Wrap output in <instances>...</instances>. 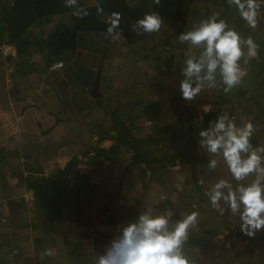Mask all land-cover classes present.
Wrapping results in <instances>:
<instances>
[{"label": "crops", "instance_id": "0c3cea01", "mask_svg": "<svg viewBox=\"0 0 264 264\" xmlns=\"http://www.w3.org/2000/svg\"><path fill=\"white\" fill-rule=\"evenodd\" d=\"M102 1L78 0L77 7ZM174 1L172 11L163 0H125L129 14L116 28L119 39L107 35L113 11L93 30L76 29L64 12L33 24L17 45L9 43L16 56L0 61V264H96L120 230L145 213L166 216L169 231L197 213L183 247L191 264H264V231L243 234L241 213L221 200V215L209 196L221 180L235 191L256 175L236 181L222 152L209 153L199 136L233 113L241 127L253 124V148L264 147V0H256L255 28L229 2ZM11 2L0 0V43H8ZM182 2L187 22L179 28L173 16ZM152 12L162 17V28L137 35L132 25ZM212 12L242 39L250 37L257 53L248 56L242 45L246 75L239 86L225 93L217 71V86L186 102L182 69L203 48L178 37ZM64 27L74 28L72 47L52 44V34ZM212 159L215 169L208 168ZM68 167L77 181L74 195L49 214L37 194L46 181L64 186Z\"/></svg>", "mask_w": 264, "mask_h": 264}, {"label": "clouds", "instance_id": "9594fccd", "mask_svg": "<svg viewBox=\"0 0 264 264\" xmlns=\"http://www.w3.org/2000/svg\"><path fill=\"white\" fill-rule=\"evenodd\" d=\"M159 4L160 0H154ZM240 13L241 18L250 28L257 26L258 8L256 0H229ZM78 0H65V6L75 8L73 15L82 18L87 15L84 9L78 8ZM98 13L103 9L98 7ZM119 15V14H114ZM163 26L162 17L152 12L132 25L137 35L157 33ZM119 39L116 27H109L107 35ZM181 44L190 43L193 47H202L199 58H188L182 69L184 79L180 82L181 98L186 102L193 101L205 88H215L216 74L222 78L225 93L239 86L246 72L239 61L247 55L257 53L258 45L249 37L242 39L239 33L229 29L228 24L214 14L203 20L192 31L178 37ZM203 73V74H202ZM195 78V79H193ZM195 85V86H193ZM255 128L246 122L238 128L229 117L221 115L209 129L200 131V145L211 154L222 152L223 158L236 181L244 180L250 174L256 179L247 187L240 186L235 191L225 180L215 184L209 192L211 204L218 208L221 215L224 209L219 202L228 203L232 213L240 212V230L248 237L264 231V147L253 148L251 138ZM217 161L208 162L209 169H215ZM227 189V195L222 191ZM197 213L187 215L169 231V219L164 215L151 216L147 213L138 217L134 223L123 227L119 234L106 246L96 264H191L184 256L183 247L188 240L189 229L196 224ZM44 255H51L46 250Z\"/></svg>", "mask_w": 264, "mask_h": 264}, {"label": "trees", "instance_id": "16d2710c", "mask_svg": "<svg viewBox=\"0 0 264 264\" xmlns=\"http://www.w3.org/2000/svg\"><path fill=\"white\" fill-rule=\"evenodd\" d=\"M165 4L170 3L168 0H163ZM187 1V0H183ZM212 1V0H211ZM226 2L229 0H216L218 7H225ZM215 3V5H216ZM178 8L174 11L173 21L181 28L182 24L186 22L183 10V4L177 3ZM196 5H201V0L196 2ZM103 9L102 13L97 12V8ZM82 9V7H79ZM75 8L65 6V0H12V2L5 8V36L10 44L17 45L26 34L28 29L47 16L70 12L75 22V27L78 30H93L99 22L104 13L111 11H119L121 14V20H123L127 14H129L128 7L125 4V0H104L100 4L84 8L87 15H83L82 18H78L73 15ZM216 15L220 19L219 14L212 12L211 16ZM74 28L64 27L63 30L57 31L52 34V44H62V47H72L74 44ZM70 167L63 171L64 175L69 173ZM66 183V182H65ZM42 190L38 192V200L44 205L48 206V213L54 214L55 205L64 204L71 195H74V187L64 186H51L49 181L42 183ZM73 197V196H72ZM68 203V202H67Z\"/></svg>", "mask_w": 264, "mask_h": 264}, {"label": "built area", "instance_id": "2783aa9c", "mask_svg": "<svg viewBox=\"0 0 264 264\" xmlns=\"http://www.w3.org/2000/svg\"><path fill=\"white\" fill-rule=\"evenodd\" d=\"M114 14H119V15H114ZM120 20H121V14L120 12L118 11H113L109 14L108 18H107V22L109 23V25L111 27H119L120 25ZM13 56H16V47L15 46H12L10 45L9 43L7 42H2L0 43V61H5L6 58L8 57H13ZM62 66V63H56L54 65L55 68L57 67H60ZM229 119L236 124V126L238 128H242L240 125H239V119L235 118L234 115H231V116H228ZM83 170H86L89 168V164H83L82 167H81ZM66 185L68 187H74L75 184H76V178L74 177L73 174H68L66 176ZM227 247H229V245L227 244Z\"/></svg>", "mask_w": 264, "mask_h": 264}, {"label": "rangeland", "instance_id": "374dc122", "mask_svg": "<svg viewBox=\"0 0 264 264\" xmlns=\"http://www.w3.org/2000/svg\"><path fill=\"white\" fill-rule=\"evenodd\" d=\"M149 2H152V0H148ZM170 3H168V4H170V6H168L172 11H173V9L175 8V3H176V1H174V0H168ZM133 2V1H132ZM160 2H161V0H160ZM182 4H183V2H182ZM185 5H187V3H185ZM188 5H189V3H188ZM171 13V12H170ZM165 15H167L166 13H165ZM187 22V21H186ZM231 115H234V117L235 118H237L238 119V117L235 115V114H233V113H231V114H227V116H231Z\"/></svg>", "mask_w": 264, "mask_h": 264}]
</instances>
